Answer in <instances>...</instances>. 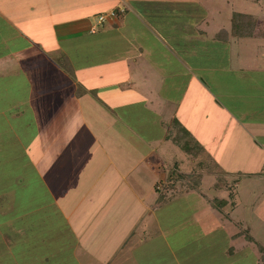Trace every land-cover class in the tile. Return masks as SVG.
<instances>
[{"label":"crops","instance_id":"0c3cea01","mask_svg":"<svg viewBox=\"0 0 264 264\" xmlns=\"http://www.w3.org/2000/svg\"><path fill=\"white\" fill-rule=\"evenodd\" d=\"M192 1L0 0V44H41L46 70L70 79L58 82V99L24 120L33 137L0 172V264H250V255L259 257L232 228L233 213L225 216L201 191L159 202L158 185L180 158L173 152L181 130L215 121L219 161L239 155L236 130L247 152L251 145L264 152V102L250 108L252 90L264 93V44H248L255 33L231 34L235 15L254 17L233 11L210 36L202 27L209 9ZM119 8L124 13L98 24ZM223 31L228 36L218 40ZM240 40L243 50L257 46V59L230 57L209 68V47L232 49ZM212 73L239 77L248 89L238 98L249 100L240 107L245 115L211 90Z\"/></svg>","mask_w":264,"mask_h":264},{"label":"rangeland","instance_id":"374dc122","mask_svg":"<svg viewBox=\"0 0 264 264\" xmlns=\"http://www.w3.org/2000/svg\"><path fill=\"white\" fill-rule=\"evenodd\" d=\"M196 2L199 6L203 5L209 9L208 18L202 27L208 31L210 36L218 29L228 26L233 11L247 13L253 16L256 21L263 22L264 25V0H193V6ZM193 20L194 18L191 19L192 22ZM255 32L260 37L248 40V44L250 46L252 44H264V28L255 30ZM242 42L240 40L239 44L237 43L232 49L223 46L212 50V47H209L206 51V58H208L211 65H209V68L218 67L219 62L225 65L230 57L239 59L240 63L257 59V55H259L257 46L243 50L240 45ZM192 44H199V39H194ZM202 44H205V42ZM206 44L214 43L209 41ZM262 49L264 51V48ZM218 50H220V53ZM47 51V49L41 48V44H25L23 41H19L17 44H0V164L5 159L4 166L0 165V172L7 170L9 156L15 160L22 156L16 153L20 152L21 154L20 149L22 146L20 143L25 139L24 137H33L23 129L24 120L33 116V110H40L42 106L45 107L53 103L55 97L58 99V96L62 95L63 92H59L56 88L58 82L65 85L70 83L69 77L59 70L55 69L52 72L46 70V58H50ZM29 61L31 62L27 63ZM227 75L221 81L216 73L214 75L212 73V78L209 81L211 90L227 96L225 103L240 115L242 113L245 115L242 110L244 108L241 109L240 107L248 106L249 100L244 98L238 100V98L240 97L241 88L245 93L243 97L248 93V89L240 84L239 77L237 81H234L230 74ZM260 78L263 77L260 76ZM46 88L53 93L46 95ZM260 88L263 90L262 85H260ZM251 95L256 97L251 100L254 105L250 108L261 107L264 102V93L254 89ZM212 107L214 106L212 105ZM208 108L210 109V107ZM215 110L214 107L213 112ZM250 113L252 116V111ZM34 114L40 117L39 114ZM258 115L264 117V112L260 111ZM197 125L200 126V122ZM207 128L181 130L191 138H189L190 142L187 143L189 146L186 144V149H184L186 146L179 143V139L174 137L176 146L173 155H179L180 158L183 155L186 161L182 164L180 158H178L175 163H172L166 169L165 178L158 185V189L163 194L164 200H173L179 195L190 191H201L214 207L223 211L225 216H228L226 211L233 213L230 217L233 220L232 228L243 233L244 236L242 237H248L252 244L251 247L259 252V257L256 255L255 259L250 255L249 263L251 264L254 260L256 264H262L260 259L262 252L259 249L260 247L264 249V172L259 179L257 175L261 174L260 167L264 171L262 160L264 152L253 145L250 146L249 152H247L242 143L245 136L241 131L236 130V136L240 140L243 138L238 146L239 155L234 159H229L226 156V159L224 157L219 161L216 154L224 155V153L216 151V138L220 129H216L215 121L209 122ZM171 139L173 140V137ZM200 140H203L206 144L201 146L199 144ZM205 147L207 150H205ZM205 158L207 160H204ZM16 167L17 163L15 161L13 168ZM227 169H230V171ZM195 177L197 178L195 179ZM216 180L221 185L216 187ZM239 180H241V183L237 185ZM219 186H222L223 189L220 190ZM16 190L17 188L14 189V191ZM9 197L4 195L6 205ZM225 207H228V210ZM17 211L18 209H16ZM3 212L4 217H7V213Z\"/></svg>","mask_w":264,"mask_h":264},{"label":"trees","instance_id":"16d2710c","mask_svg":"<svg viewBox=\"0 0 264 264\" xmlns=\"http://www.w3.org/2000/svg\"><path fill=\"white\" fill-rule=\"evenodd\" d=\"M263 28H264L263 22H258V21H256L253 18L247 19L243 15L238 14V15L234 16L233 23H232V32H231V34L234 37L242 38V37L250 36L251 34L256 33L255 30H260V29H263ZM221 35H224V37H225V36H228V33H227V31H223L221 34H219V36H217L218 40L221 39ZM189 138H190V136L188 134H186L185 132H183V131H181V133L177 137V139H179V143L184 144V146H186V144L188 143ZM187 146H189V145L187 144ZM187 146L184 149H186ZM196 178L197 177H195V179ZM218 183L219 182L216 180V182H215V186L216 187L218 185H221V184H218ZM197 184H198V182H197ZM222 186H224V185H222ZM222 186H219L221 188L220 190L223 189ZM159 195H160L159 202H160L161 205L164 202L172 200V199L164 200V196H163V194H161V192H160ZM259 250H260V252H262V255H261L260 259H261L262 264H264V249L260 247Z\"/></svg>","mask_w":264,"mask_h":264},{"label":"built area","instance_id":"2783aa9c","mask_svg":"<svg viewBox=\"0 0 264 264\" xmlns=\"http://www.w3.org/2000/svg\"><path fill=\"white\" fill-rule=\"evenodd\" d=\"M122 13H124V9L119 8V9L113 10V11L109 12L108 14L99 16L97 22H98V24H102L109 19L117 18Z\"/></svg>","mask_w":264,"mask_h":264}]
</instances>
